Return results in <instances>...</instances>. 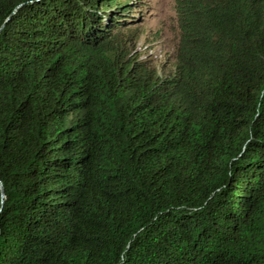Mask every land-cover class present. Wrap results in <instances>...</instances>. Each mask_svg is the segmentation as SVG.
Wrapping results in <instances>:
<instances>
[{
	"label": "trees",
	"instance_id": "trees-1",
	"mask_svg": "<svg viewBox=\"0 0 264 264\" xmlns=\"http://www.w3.org/2000/svg\"><path fill=\"white\" fill-rule=\"evenodd\" d=\"M138 3L0 0V264H264V0H174L163 73Z\"/></svg>",
	"mask_w": 264,
	"mask_h": 264
},
{
	"label": "rangeland",
	"instance_id": "rangeland-1",
	"mask_svg": "<svg viewBox=\"0 0 264 264\" xmlns=\"http://www.w3.org/2000/svg\"><path fill=\"white\" fill-rule=\"evenodd\" d=\"M132 1L139 3L131 14L140 15L136 9L142 6L145 15V19L139 22H129L131 27L141 28L136 53L152 60L161 73L167 72L173 65V55L179 41L174 0Z\"/></svg>",
	"mask_w": 264,
	"mask_h": 264
}]
</instances>
